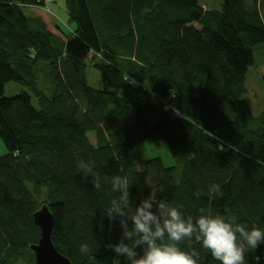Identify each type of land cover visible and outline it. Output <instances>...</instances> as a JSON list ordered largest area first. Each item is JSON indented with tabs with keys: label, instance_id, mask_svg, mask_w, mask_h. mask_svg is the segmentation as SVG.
<instances>
[{
	"label": "trees",
	"instance_id": "16d2710c",
	"mask_svg": "<svg viewBox=\"0 0 264 264\" xmlns=\"http://www.w3.org/2000/svg\"><path fill=\"white\" fill-rule=\"evenodd\" d=\"M63 1L73 35L62 38L21 7L45 0H0V264H34L33 214L43 206L71 264H129L110 248L122 233L120 218L105 216L114 175L128 178L133 209L155 187L186 216L205 208L264 230V109L254 116L244 101L264 0L216 10L198 0ZM88 62L98 89L87 84ZM9 82L25 90L6 98ZM146 141L164 144L173 165L151 158L139 170L131 155ZM81 163L93 173L84 177ZM181 247L221 264L194 238ZM257 256L264 262V246L247 264Z\"/></svg>",
	"mask_w": 264,
	"mask_h": 264
},
{
	"label": "clouds",
	"instance_id": "9594fccd",
	"mask_svg": "<svg viewBox=\"0 0 264 264\" xmlns=\"http://www.w3.org/2000/svg\"><path fill=\"white\" fill-rule=\"evenodd\" d=\"M80 167L84 177L93 173L91 165L81 163ZM130 185L125 176L111 177L112 199L105 214L110 221L120 218L121 239L110 248L117 256L126 257L129 264H201L198 251L181 247L185 240L193 238L221 264H247L249 250L264 246V230L238 223L235 217L213 215L205 208L198 209L195 218L186 216L180 206L158 199L161 190L155 187L133 209ZM210 191L221 194L219 185H212ZM194 195L199 198L202 193ZM138 247L142 248V255L136 251ZM79 250L83 255L91 251L87 243H82ZM259 262L257 256L256 264Z\"/></svg>",
	"mask_w": 264,
	"mask_h": 264
},
{
	"label": "rangeland",
	"instance_id": "374dc122",
	"mask_svg": "<svg viewBox=\"0 0 264 264\" xmlns=\"http://www.w3.org/2000/svg\"><path fill=\"white\" fill-rule=\"evenodd\" d=\"M198 2L202 7L208 10L219 9L222 4V0H198ZM21 7L25 9V14L27 16L33 15L39 18H44L45 22H43L47 24V28L52 34L62 38L64 34L66 37L73 35L72 27L68 24L63 0H45V5L42 8L36 7L35 5H21ZM253 59L254 64L248 68L245 76L247 94L244 96V101L251 109L253 115L257 116L264 109V87L261 82L262 77H264V44L254 48ZM87 64L88 67L85 70L87 84L94 89H98L101 86L99 74L95 69L90 67L89 62ZM40 77L42 79V84H48V81L44 78L43 74L40 75ZM23 90L25 89L13 82L6 83L4 86V97L10 98L16 96ZM31 97L32 105L37 108L32 95ZM87 138L91 144H95L93 133L87 134ZM5 154L6 148L0 139V157ZM151 158L161 159L165 167L173 165V161L166 146L160 142L146 141L131 155V160L138 165L137 167L139 170L142 168V162ZM39 202H43V197L39 198ZM262 259L264 260V258Z\"/></svg>",
	"mask_w": 264,
	"mask_h": 264
},
{
	"label": "water",
	"instance_id": "95a60500",
	"mask_svg": "<svg viewBox=\"0 0 264 264\" xmlns=\"http://www.w3.org/2000/svg\"><path fill=\"white\" fill-rule=\"evenodd\" d=\"M33 223L40 230L38 243L30 246L34 255V264H71L68 259L56 251L51 242L54 219L46 206L33 214ZM259 264H264V262H259Z\"/></svg>",
	"mask_w": 264,
	"mask_h": 264
},
{
	"label": "crops",
	"instance_id": "0c3cea01",
	"mask_svg": "<svg viewBox=\"0 0 264 264\" xmlns=\"http://www.w3.org/2000/svg\"><path fill=\"white\" fill-rule=\"evenodd\" d=\"M42 18V17H41ZM43 19V21L45 22V20H44V18H42Z\"/></svg>",
	"mask_w": 264,
	"mask_h": 264
}]
</instances>
